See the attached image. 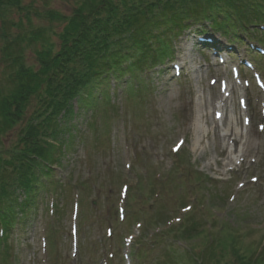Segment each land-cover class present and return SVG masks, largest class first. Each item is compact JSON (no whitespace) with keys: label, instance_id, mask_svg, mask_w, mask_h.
Here are the masks:
<instances>
[{"label":"rangeland","instance_id":"rangeland-1","mask_svg":"<svg viewBox=\"0 0 264 264\" xmlns=\"http://www.w3.org/2000/svg\"><path fill=\"white\" fill-rule=\"evenodd\" d=\"M21 2V9L13 8L7 14L12 34L28 22L25 13L29 9L40 13L55 10L64 16L74 9L72 1ZM31 18L33 25H49L43 15ZM52 26L56 32L61 30L57 23ZM197 28L199 24H192L173 38V54L156 68H144L133 79L112 77L96 87L94 99L98 105L94 109L76 106L74 136L62 167H56L52 178L65 190L55 197L45 191L37 195L32 210L18 223L19 228L10 232L12 257L2 261L0 255V264H171L166 259L169 253L176 264H198L193 261L195 255L202 259L201 264H238L234 261L237 251L264 264L263 96L248 72L246 79L252 87L243 84L246 93H242L232 85L226 111L220 117L216 116L218 102L215 107L206 104L200 122L205 134L194 148L196 136L186 131L183 103L188 98L195 102L225 98L229 91H220L219 80L231 79L230 67L240 58L229 57L228 65H220L218 57L207 55L196 43ZM2 36L0 29V94L4 95L10 78L4 75L9 61L2 56L1 47L7 42ZM53 39L57 37L53 35ZM218 39L225 41L220 36ZM258 44L264 47V43ZM234 47L238 56L254 57L258 65L264 62V57L248 54L245 44ZM22 61L27 66L36 65L32 46L25 50ZM175 62L184 63L180 78L171 69ZM261 73L264 77V70ZM213 80L217 82L211 84ZM139 83L141 90L135 88ZM255 91L259 92L257 105L250 98ZM106 93L109 100L105 102ZM242 97L246 98L244 106L240 104ZM212 121L222 131L229 123L242 134V143L249 150L244 160L236 153L232 162L225 163ZM247 130L249 140L245 144ZM3 137L1 142L7 146L14 133ZM180 141L183 145L176 152L174 148ZM182 155L185 158L179 162ZM176 164H180L179 179L170 186L164 177ZM195 171L201 177L197 178ZM151 180L157 182L148 183ZM189 205L190 210L183 209ZM119 208L124 210V219ZM189 216L200 221V231L192 233L190 239L167 231L169 227L176 229V224ZM74 230L78 233L76 241L72 239ZM233 237L237 251L222 250Z\"/></svg>","mask_w":264,"mask_h":264},{"label":"trees","instance_id":"trees-1","mask_svg":"<svg viewBox=\"0 0 264 264\" xmlns=\"http://www.w3.org/2000/svg\"><path fill=\"white\" fill-rule=\"evenodd\" d=\"M64 1L74 2L71 15L29 9L25 13L28 22L12 34L7 14L13 8L21 9L22 2L0 0V29L7 40L1 47L2 56L9 61L4 75L10 78L6 94H0L2 261L12 257L10 232L19 228L18 223L32 210L37 195L45 191L55 197L65 190L52 178L56 167H62L74 136L75 108L97 107L96 87L112 77L133 79L136 72L158 66L173 54V38L192 24H199L198 32L219 34L231 43L244 39L264 43V0ZM35 15H43L49 25H33L31 16ZM54 23L60 25L59 32L54 31ZM30 46L34 48L36 65L27 66L22 60ZM12 76L15 79L11 80ZM140 85L135 88L141 90ZM104 96L108 101L109 95ZM11 132L12 143L4 146L1 139ZM199 223L189 216L177 223L176 229L169 227L167 231L190 239L192 233L200 231ZM234 241L233 237L222 250L237 251ZM169 255L166 259L176 264ZM236 255L234 261L238 264H257L238 251ZM193 258L201 264L200 257Z\"/></svg>","mask_w":264,"mask_h":264},{"label":"bare ground","instance_id":"bare-ground-1","mask_svg":"<svg viewBox=\"0 0 264 264\" xmlns=\"http://www.w3.org/2000/svg\"><path fill=\"white\" fill-rule=\"evenodd\" d=\"M184 66V63H183ZM193 73H195L193 71ZM231 89H233V86H231ZM243 93L244 90L240 89ZM220 103L218 104L219 111H226L225 105L227 103L226 99L216 96V98H209L207 101L202 100L199 102H195L194 99L188 98L183 103V110L187 113V120L188 125L186 127V131H190L196 136V142L193 144L194 148L196 147L197 142L200 140V137H202L205 134V130L203 129L201 125V118L204 117L203 112L205 110L206 104L210 106L215 107V102ZM218 111V110H217ZM207 118V117H206ZM239 119V117H238ZM212 131L216 139L220 140L221 142V148L222 152H224L225 155V163H230L234 159V154L239 153V157H241L242 160L246 158V152H249L248 149H246L244 143H242V134L239 131H234L233 127L230 126L228 123V127L226 130H221L219 125L212 121ZM249 140L248 137V130L246 131V137H245V144H247V141ZM230 144H232L230 146ZM223 163V164H225Z\"/></svg>","mask_w":264,"mask_h":264},{"label":"snow or ice","instance_id":"snow-or-ice-1","mask_svg":"<svg viewBox=\"0 0 264 264\" xmlns=\"http://www.w3.org/2000/svg\"><path fill=\"white\" fill-rule=\"evenodd\" d=\"M261 127L264 128V125H262ZM253 179H255V177Z\"/></svg>","mask_w":264,"mask_h":264}]
</instances>
